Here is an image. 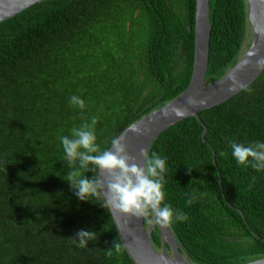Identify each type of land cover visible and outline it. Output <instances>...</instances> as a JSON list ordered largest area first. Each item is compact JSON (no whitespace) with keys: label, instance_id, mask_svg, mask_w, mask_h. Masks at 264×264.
Wrapping results in <instances>:
<instances>
[{"label":"trees","instance_id":"1","mask_svg":"<svg viewBox=\"0 0 264 264\" xmlns=\"http://www.w3.org/2000/svg\"><path fill=\"white\" fill-rule=\"evenodd\" d=\"M210 2L207 83L250 45L246 0ZM195 24L196 0H48L0 23V264H135L98 172L189 86ZM199 115L151 145V191L194 264L263 259L264 71Z\"/></svg>","mask_w":264,"mask_h":264},{"label":"water","instance_id":"2","mask_svg":"<svg viewBox=\"0 0 264 264\" xmlns=\"http://www.w3.org/2000/svg\"><path fill=\"white\" fill-rule=\"evenodd\" d=\"M48 0H0V23ZM252 31L250 45L224 76L206 82L212 25L210 0H196L195 55L189 86L177 98L128 127L100 164L98 183L116 224L120 240L135 264H194L183 256L147 180V157L153 142L180 121L218 106L251 86L264 71V0H246ZM206 132L203 137H205ZM152 208L149 218L143 203ZM147 221V225H146ZM161 248L153 245L155 227ZM264 264V258L246 263Z\"/></svg>","mask_w":264,"mask_h":264},{"label":"rangeland","instance_id":"3","mask_svg":"<svg viewBox=\"0 0 264 264\" xmlns=\"http://www.w3.org/2000/svg\"><path fill=\"white\" fill-rule=\"evenodd\" d=\"M251 39H252V31H251V29L249 28L248 37H247L246 42H247V43H250V42H251ZM246 49H247V48H246Z\"/></svg>","mask_w":264,"mask_h":264},{"label":"clouds","instance_id":"4","mask_svg":"<svg viewBox=\"0 0 264 264\" xmlns=\"http://www.w3.org/2000/svg\"><path fill=\"white\" fill-rule=\"evenodd\" d=\"M250 23V22H249ZM249 28H250V26H249Z\"/></svg>","mask_w":264,"mask_h":264}]
</instances>
